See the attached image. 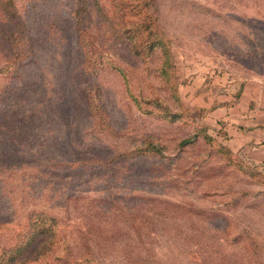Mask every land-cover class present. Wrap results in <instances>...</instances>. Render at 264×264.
Instances as JSON below:
<instances>
[{
	"label": "rangeland",
	"instance_id": "rangeland-1",
	"mask_svg": "<svg viewBox=\"0 0 264 264\" xmlns=\"http://www.w3.org/2000/svg\"><path fill=\"white\" fill-rule=\"evenodd\" d=\"M31 213L25 264H264V0H0V249Z\"/></svg>",
	"mask_w": 264,
	"mask_h": 264
},
{
	"label": "trees",
	"instance_id": "trees-1",
	"mask_svg": "<svg viewBox=\"0 0 264 264\" xmlns=\"http://www.w3.org/2000/svg\"><path fill=\"white\" fill-rule=\"evenodd\" d=\"M147 5V4H145ZM149 26L144 27V29H147ZM163 118L169 119V120H176L177 116L175 114H165L163 113ZM197 134L192 135L191 137L182 139L178 142V150H182L184 146L187 144L192 143L195 140ZM201 139L205 141L206 143H210L212 140L211 136H208L205 132H202L200 134ZM141 147L138 148V153L140 152H146L149 153L150 156L153 157H165L164 156V146L160 144L157 141H153L152 139H144L140 142ZM214 145V144H213ZM142 146H144V151L142 149ZM137 149V147H135ZM142 149V150H139ZM220 146H217L215 151L217 152L220 150ZM131 158V156L129 157ZM106 163V162H103ZM151 199L140 197L139 202H149ZM137 202H135V206H131L129 208V211L132 212V217L135 219V216L133 214H136L137 211L143 210L141 205H136ZM56 217L52 216H43L42 214H39L38 216H34L33 213H31L27 217V223H26V230L23 231L22 235L19 234L17 243H15L12 246H7L0 249V264H25L28 260L26 259V256L31 251H41L42 246L46 245L50 248L56 243L55 237H56ZM35 245L34 248L31 249V247ZM30 247V248H29ZM39 255L43 254V252H38Z\"/></svg>",
	"mask_w": 264,
	"mask_h": 264
}]
</instances>
